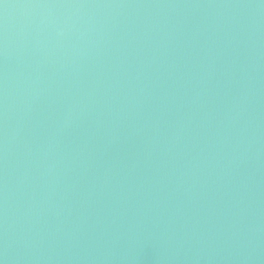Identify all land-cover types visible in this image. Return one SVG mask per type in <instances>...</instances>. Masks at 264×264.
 I'll list each match as a JSON object with an SVG mask.
<instances>
[{
	"label": "water",
	"instance_id": "1",
	"mask_svg": "<svg viewBox=\"0 0 264 264\" xmlns=\"http://www.w3.org/2000/svg\"><path fill=\"white\" fill-rule=\"evenodd\" d=\"M0 264H264V0H0Z\"/></svg>",
	"mask_w": 264,
	"mask_h": 264
}]
</instances>
